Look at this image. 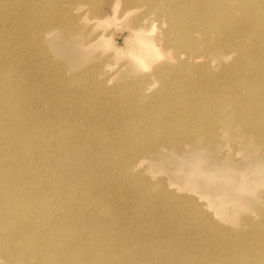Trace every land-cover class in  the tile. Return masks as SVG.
Segmentation results:
<instances>
[{"label": "rangeland", "instance_id": "rangeland-1", "mask_svg": "<svg viewBox=\"0 0 264 264\" xmlns=\"http://www.w3.org/2000/svg\"><path fill=\"white\" fill-rule=\"evenodd\" d=\"M56 1L9 0L14 7L0 15V56H11L5 66L25 80L20 104L11 109L13 115L35 134L33 144L45 136L53 145L52 151L28 145L15 151L10 172L15 179L31 177L35 188L42 182L59 181L61 219L67 218L75 227L64 240L68 251L98 243L104 249L123 246L128 250L122 251L124 259L135 255L142 264L151 263V257L156 260L153 264L181 257L196 264H264V134H260L264 105L257 102L259 92L239 89L230 97L234 105H223V113H229L217 120L229 134L223 148L205 133L174 130L178 122H164L170 114L161 106L162 82H153V89L146 91V81L156 80L149 77L156 65L138 58L137 37L131 30L135 21L154 23L156 29L147 34L152 39L160 37L168 29L165 4L176 0L139 3L130 14L114 12L112 0L79 5L81 10L65 0L58 9L75 21L72 33L54 21L50 10ZM246 18L241 19V29L251 35L239 46L238 55L243 65H250L247 55L251 52L256 55L251 59L261 57L249 43L256 31H264V16L263 27L253 30L249 29L252 20ZM100 21L103 29L96 28ZM233 25L228 18L220 27ZM99 34L109 36L107 46L90 49L88 45ZM126 38L131 41L129 47ZM5 39L8 44L3 46ZM203 48L202 43L197 47ZM165 53L162 61L170 58L177 64L175 51ZM234 57L228 59L215 50L210 64L189 60L191 69L179 70L178 77L186 75L168 97L182 98L185 107L195 111L203 109L199 99L204 93L212 95L215 86H210L218 84L220 76L223 80L234 76L225 70L212 80L217 76L209 74L207 67L219 73L222 64ZM234 82L243 87L238 79ZM251 99L257 102L256 118L239 121L236 105ZM25 131L20 129L18 137ZM250 132L259 136L251 139ZM136 163L142 164L138 170L132 168ZM254 242L257 248L251 249ZM8 251L0 243V264L17 263L13 254H4Z\"/></svg>", "mask_w": 264, "mask_h": 264}, {"label": "bare ground", "instance_id": "bare-ground-1", "mask_svg": "<svg viewBox=\"0 0 264 264\" xmlns=\"http://www.w3.org/2000/svg\"><path fill=\"white\" fill-rule=\"evenodd\" d=\"M64 1L57 0L53 4L50 13L54 21L57 22L58 28H63L66 33H72L75 29V21L65 17L58 9L59 4L61 6ZM96 2L97 0H69L68 4H74V6L76 4V8L81 10L83 8H80L79 5L84 6L89 3L94 6ZM111 2H113L111 5L114 12L121 11L130 14L138 10L139 3L145 5L149 0H112ZM263 2L264 0H176L175 3L168 2L165 4L168 29L162 34L160 33V37L154 36L153 39L149 37L147 32L149 30L153 32L156 29L154 23L145 25L134 22L135 28L131 30V34L137 37L138 58L143 59L150 66L153 63L156 65L152 74H149V77H155L156 80H153V78L146 81V91L153 89L151 87L153 82L154 85L157 80L162 82V86L158 90L161 99H164V101L161 100V106L167 108L170 114L164 122H178V127L173 128L174 130H183V132L191 130L205 133L209 135V138L217 139L215 145L223 148L227 146L226 139L229 138V134L224 131L222 125L221 129L219 128L220 123L217 120L219 118L223 120V115L229 114L223 113L226 107L223 105H234L230 97L243 89H250L253 94L257 91L259 92L256 95L259 96L257 102L264 105V90L263 92L259 90V88L264 89V31L260 29L256 31V37L249 43L250 46L257 49V56H261L260 58L251 59L252 54L255 53L251 52V54L247 55V63L250 65H243L240 62L242 60L240 59L241 56L238 55L241 49L239 46L245 44L251 35H248V30L243 31L241 29V19L246 16L248 17L246 19L252 20L253 24L252 28H249L250 30L263 27L262 21L264 19L262 17L264 12L262 11H264V7L261 5ZM11 5L13 8V2L10 4L9 0H1L0 15L9 11ZM156 6L158 7L159 5ZM241 12L243 13L242 15H240ZM228 18L232 19L234 25L231 29L226 27L225 30H222L220 27L221 23L223 19ZM96 28L103 29L104 23L100 21L97 23ZM106 36L105 34H99L88 45L89 48L96 50L101 44L107 46L106 40L109 36ZM208 36H211L212 40ZM152 40L155 43L149 45ZM125 42L127 47L131 45V41L128 38H126ZM200 43L204 45L202 50L197 49ZM6 44H8V40L5 39L3 46H6ZM109 47L117 49L115 46ZM168 50L175 51L178 54L177 64L170 58L162 61V57L166 56L165 52ZM215 50L223 51L227 58H230L233 54H235V57L228 64H222L219 73L207 67L209 74L217 76L212 78V80H217L218 76L224 75L223 72L225 70L227 71L226 73L233 74V77L236 75V78L232 79V77L230 79L226 74L227 80H223L220 79L222 77L220 76L218 84L210 86L211 88L215 86L214 91L211 92L212 95L204 93L205 95L203 94L199 99V102H204V110L195 111L193 108L185 107V101L182 98L180 100L179 98H169V94L176 91L177 86L180 87L177 85L180 81L179 78L186 75V73H183L182 76L179 75L178 77L179 70H190L191 67L188 68L189 60L195 61V64H210L212 62L210 54ZM253 56L256 55L253 54ZM11 59L8 54H1L0 56V243L2 249L9 250L4 254L8 256L13 254L14 259H18L17 263L19 264L20 262L21 264H142L143 261L139 260L135 255H133L134 258H131V260L124 259L125 256L122 251L125 252L127 248L124 249L123 246L115 250L112 248L104 249L97 243L94 246L84 245L82 250H75L71 247L75 251H68L69 249L65 247L66 243L64 240L67 235L74 231L73 228L75 227L72 226L71 221L67 220V218L61 219L60 201L63 200L61 199L63 192L57 188L59 181L42 182L38 188H35V183L34 186L31 185V177L27 179L26 177L21 179V176H18L17 179L13 177L10 168L12 167L13 158H15L13 155L15 151L18 150L20 152L23 146L26 147L27 145L39 147L38 151H52L53 145L49 138H45V136L41 138V143L33 144L36 139L34 138L35 134L30 132L31 129L26 127V123H20L21 120L15 117L11 111L14 106L20 104L21 92L19 91H25L26 88L25 80L22 79L23 75L20 72H15L13 75L5 66ZM252 78L254 79L253 85L250 84L251 81L249 82V79L251 80ZM236 79L243 87L239 88L235 85L234 80ZM239 89L241 90L239 91ZM209 98H213V101H210L211 99ZM242 102L235 104L238 106V113L235 116L239 121L254 120L257 115V109L255 108L256 99ZM177 106L182 109H174ZM260 111L264 115V110L260 109ZM163 126L167 127L164 124ZM23 127L26 131L19 138L18 133ZM156 134L159 135L160 133ZM260 134H264V132ZM151 135L156 137L154 132ZM247 136L253 139L259 135L250 132ZM197 137V135H194V138ZM160 142L164 143L163 138ZM29 151L31 150L29 149ZM141 167V163H136L132 168L138 170L137 168ZM200 177L204 178L202 175ZM64 224H67V230L64 228ZM99 242L102 243V241ZM249 247L251 249L257 248L255 242L251 243ZM262 258L264 260V251L262 252ZM153 259L151 257L152 262L147 264H153L156 261ZM193 263L196 264L195 261ZM193 263L183 260L182 257L177 261L169 259L166 262V264ZM223 264H230V262L225 261Z\"/></svg>", "mask_w": 264, "mask_h": 264}]
</instances>
